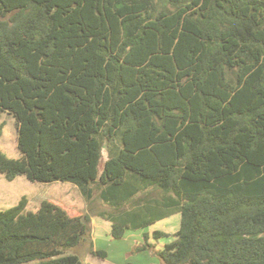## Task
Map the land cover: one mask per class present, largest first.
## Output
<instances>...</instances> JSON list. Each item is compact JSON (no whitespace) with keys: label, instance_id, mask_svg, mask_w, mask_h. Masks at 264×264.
Returning <instances> with one entry per match:
<instances>
[{"label":"trees","instance_id":"16d2710c","mask_svg":"<svg viewBox=\"0 0 264 264\" xmlns=\"http://www.w3.org/2000/svg\"><path fill=\"white\" fill-rule=\"evenodd\" d=\"M0 111V172L90 205L0 209V264H85L93 215L122 238L177 212L159 264H264V0H0Z\"/></svg>","mask_w":264,"mask_h":264},{"label":"rangeland","instance_id":"374dc122","mask_svg":"<svg viewBox=\"0 0 264 264\" xmlns=\"http://www.w3.org/2000/svg\"><path fill=\"white\" fill-rule=\"evenodd\" d=\"M1 123L3 131L0 136V148L9 157H20L15 118L5 111H0ZM108 157L107 151L104 150L101 168ZM23 196L28 198L26 210L35 211L39 208L42 200L48 199L67 209L75 208L90 213V205H88L81 189L71 181L39 182L32 181L25 175L8 179L3 172H0V209L16 205ZM94 218L93 215L92 223ZM180 223L181 215L177 212L147 227L131 230L124 238L117 239L110 235L111 222L98 218L95 222L96 225L92 224L95 230V233L92 232V239L95 241L96 247L107 252L106 259L90 252V240L71 249L70 252L78 253L85 264H159L160 257L157 251L175 238L174 233L180 228ZM156 230H163L169 235L155 238L153 232ZM146 232L150 234V242L153 246L150 249H139V244L144 242V233Z\"/></svg>","mask_w":264,"mask_h":264},{"label":"crops","instance_id":"0c3cea01","mask_svg":"<svg viewBox=\"0 0 264 264\" xmlns=\"http://www.w3.org/2000/svg\"><path fill=\"white\" fill-rule=\"evenodd\" d=\"M92 217H93V216H92ZM94 217H95V218L93 219V223H92V224H93V225H96L95 222H97V219H98V218H102V217H99V216H97V215H94ZM102 219H104V218H102ZM105 220H106V219H105ZM106 221H109V220H106ZM110 222H111V221H110ZM97 225H98V224H97ZM99 225H101V224H99ZM111 225H112V223H111ZM131 230H132V229H127L126 233L124 234V236H123L122 238H124L127 234H129ZM136 230H137V229H136ZM92 232L95 233V230H94L93 226H92ZM110 235H111V231H110ZM111 236H112V235H111ZM112 237H113V236H112ZM122 238H121V239H122ZM117 239H119V238H117ZM94 246H95L96 249H99L98 247H96V245H95V241H94ZM104 259H106V258H104Z\"/></svg>","mask_w":264,"mask_h":264}]
</instances>
